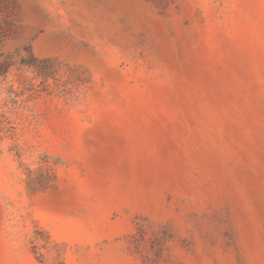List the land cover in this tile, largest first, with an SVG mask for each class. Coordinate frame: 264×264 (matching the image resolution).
<instances>
[{"label":"rangeland","instance_id":"obj_1","mask_svg":"<svg viewBox=\"0 0 264 264\" xmlns=\"http://www.w3.org/2000/svg\"><path fill=\"white\" fill-rule=\"evenodd\" d=\"M0 264H264V0H0Z\"/></svg>","mask_w":264,"mask_h":264}]
</instances>
